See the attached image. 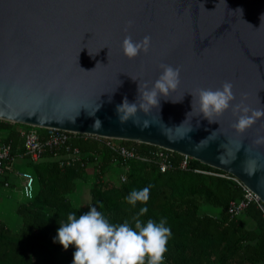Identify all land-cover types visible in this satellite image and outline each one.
Here are the masks:
<instances>
[{
  "label": "water",
  "instance_id": "obj_1",
  "mask_svg": "<svg viewBox=\"0 0 264 264\" xmlns=\"http://www.w3.org/2000/svg\"><path fill=\"white\" fill-rule=\"evenodd\" d=\"M126 36H149L147 52L127 58ZM161 64L180 68L178 88L136 113L147 128L119 122L116 106L135 102ZM225 81L235 99L210 124L196 92ZM241 102L264 108V0H0L1 120L166 148L237 177L264 203V145L254 144L264 117L238 133L231 107Z\"/></svg>",
  "mask_w": 264,
  "mask_h": 264
},
{
  "label": "trees",
  "instance_id": "obj_2",
  "mask_svg": "<svg viewBox=\"0 0 264 264\" xmlns=\"http://www.w3.org/2000/svg\"><path fill=\"white\" fill-rule=\"evenodd\" d=\"M28 127L0 119V131L7 133L4 142H10L12 149L22 141L19 130ZM116 143L133 145L149 156L159 149L129 140ZM72 144L95 167L89 190L92 208L115 224L127 221L134 226L135 218L141 222L166 219L172 234L163 264H264V217L257 203L251 202L243 212L255 222L254 228L248 229L240 216H230L227 211L231 201L243 197V189L231 179L194 170L224 171L193 158L182 169L179 162L183 156L173 152L172 168L162 172L152 162L131 160L123 165L113 151L91 138H77ZM113 163L125 175L124 182L120 176L117 181L105 180ZM88 164L61 167L57 160L33 164L35 195L18 205L19 227L13 229L0 220V264H72L75 248L70 245L65 250L55 238L69 213L84 214L71 195L87 179ZM144 187H150L147 203L128 204L130 192ZM142 207L148 211L140 215ZM148 259L146 256L145 264Z\"/></svg>",
  "mask_w": 264,
  "mask_h": 264
},
{
  "label": "clouds",
  "instance_id": "obj_3",
  "mask_svg": "<svg viewBox=\"0 0 264 264\" xmlns=\"http://www.w3.org/2000/svg\"><path fill=\"white\" fill-rule=\"evenodd\" d=\"M150 39L149 36H145L140 41H133L131 36H126L121 44L123 54L131 59L141 51L147 52ZM160 68L162 72L151 87L147 82L138 86L139 95L135 102L130 103L125 96L121 104L116 106L119 122L125 123L130 118H134L133 124L147 128L150 122L148 120L141 122L139 118H135L136 113L138 111L148 113L152 107H159L160 98L166 97L170 91L178 88L180 68H173L166 64H161ZM232 89V83L227 81L216 90L198 89L196 92L198 113L202 114V117L210 124L214 123L212 118L222 115L235 99ZM100 106L97 104L96 111ZM191 108L190 112L194 110L192 102ZM231 108L233 115H237V120L232 127L238 133L244 132L257 119L264 117V108L249 109L243 102L232 105ZM185 122L186 119L176 128L181 127ZM101 123L102 121L96 119L93 127H100ZM197 127H199V121ZM190 131L192 126L189 122L187 133ZM254 144L264 145V136H258ZM149 196L150 187H144L141 190L133 189L127 197V202L130 205H135L137 202L146 204ZM147 211L146 207H142L139 213L143 215ZM166 223L165 218L159 219V222L151 219L141 222L139 218H135L134 226L127 221L115 224L110 222L101 211L91 208L78 216L75 212L69 213L66 223L59 226L55 239L65 250L70 245L75 248L72 264H145L146 256L149 257L147 264H163L167 243L172 234Z\"/></svg>",
  "mask_w": 264,
  "mask_h": 264
},
{
  "label": "built area",
  "instance_id": "obj_4",
  "mask_svg": "<svg viewBox=\"0 0 264 264\" xmlns=\"http://www.w3.org/2000/svg\"><path fill=\"white\" fill-rule=\"evenodd\" d=\"M44 134H39L34 126L28 128H22L19 130L23 151L25 156L29 159L30 163L36 164L44 160L48 153L57 156V161L61 167L72 166L75 163L81 165H87L88 161L85 159L81 150L72 144L77 138H91L114 152L117 159L122 161L123 165L131 160L140 161L143 163H156L160 171L164 172L172 168L171 161L172 153L174 151L166 148L158 147L159 149L154 151L150 156L142 154L135 146H124L116 143L114 138L102 137L93 134H85L67 130H61L56 128H42ZM115 140V141H113ZM136 142V141H134ZM140 143V142H137ZM182 155V154H181ZM183 158L179 162V166L182 169H186L189 156L182 155ZM15 155L13 154L12 144L10 142H0V176L4 177L7 172L12 169V163ZM126 166L123 167L125 171ZM127 169V168H126ZM197 173L214 174L221 177H225L235 181L243 189V197L241 199L231 201L228 205L227 211L230 216H240L247 206L251 202L257 203L259 209L264 217V203L258 198V196L249 189L241 180L237 177L224 172L214 173L204 170H194ZM22 179L21 190L26 200L33 199L36 189L35 176L30 172L19 173ZM120 180L125 181L126 177L120 173ZM5 186H9V182L5 181Z\"/></svg>",
  "mask_w": 264,
  "mask_h": 264
},
{
  "label": "crops",
  "instance_id": "obj_5",
  "mask_svg": "<svg viewBox=\"0 0 264 264\" xmlns=\"http://www.w3.org/2000/svg\"><path fill=\"white\" fill-rule=\"evenodd\" d=\"M39 134H44V130H37ZM7 136L6 132L0 131V142H4ZM13 154L15 155L14 161L12 163V169L7 172L4 177L0 176V220L4 221L9 227L16 229L21 223V219L18 216L16 209L19 204L26 201L21 186L17 185L15 178L20 177L19 173L30 172L34 175L33 164L30 163L29 159L25 156L23 151V143H20L13 149ZM58 155H53L48 153L44 160L51 161L57 160ZM91 169L88 171V167ZM115 163L109 167V171L105 177V180L117 181L118 174H120L119 167H115ZM95 167L94 164H88L86 168V178L88 181L94 180ZM4 181V182H2ZM5 181L9 182V186H5ZM22 184V183H21ZM79 185L77 190H79ZM246 228L253 229L255 222L245 213H242L239 217Z\"/></svg>",
  "mask_w": 264,
  "mask_h": 264
},
{
  "label": "rangeland",
  "instance_id": "obj_6",
  "mask_svg": "<svg viewBox=\"0 0 264 264\" xmlns=\"http://www.w3.org/2000/svg\"><path fill=\"white\" fill-rule=\"evenodd\" d=\"M118 141L119 139H115ZM113 140V141H115ZM120 141V140H119ZM91 169V167H88V171ZM120 174H118L119 176ZM15 181L17 185L21 186L22 179L21 177H16ZM92 181H88L86 179L85 181H81L79 184V190H77L73 195H71L72 201L75 206L80 208L84 213H86L89 209H91L90 205V186H91ZM212 210V209H211ZM213 212H217V209H213Z\"/></svg>",
  "mask_w": 264,
  "mask_h": 264
}]
</instances>
